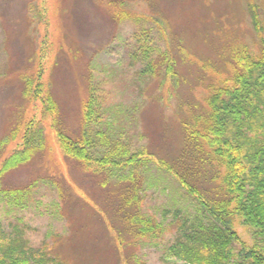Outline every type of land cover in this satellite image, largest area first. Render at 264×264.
<instances>
[{"label": "rangeland", "instance_id": "rangeland-1", "mask_svg": "<svg viewBox=\"0 0 264 264\" xmlns=\"http://www.w3.org/2000/svg\"><path fill=\"white\" fill-rule=\"evenodd\" d=\"M263 38L264 0H0V142L20 126L0 147V163L26 122L44 127L42 148L2 178L3 188L26 196L16 204L0 192V256L21 235L33 255L54 258L50 264H185L171 246L185 240L182 220L196 217L197 201L155 163L176 162L186 127L200 128L212 91L232 86L236 49L259 56ZM40 69L58 102L57 126L89 139L93 159L110 148L100 134L152 157L136 168L135 182L65 153L53 118L23 93L24 76ZM134 193L139 204L127 203ZM137 209L163 224L157 235H138L128 221ZM234 211L235 230L253 246Z\"/></svg>", "mask_w": 264, "mask_h": 264}, {"label": "trees", "instance_id": "trees-1", "mask_svg": "<svg viewBox=\"0 0 264 264\" xmlns=\"http://www.w3.org/2000/svg\"><path fill=\"white\" fill-rule=\"evenodd\" d=\"M252 18L254 27L260 31L254 11ZM232 64V86L222 85L212 91L200 128L190 130L186 127L184 146L176 162H154L174 174L197 201L196 217L182 220L185 240H181L178 248L171 246V251L176 250L185 264H264V38L259 56L237 48ZM150 69L154 71L153 67ZM167 72L177 78L171 63ZM43 78L42 69L36 76L25 75L23 93L35 106H42V113L53 118L52 126L57 127V137L65 153L80 161L94 160L104 170L120 169L123 174L116 177L135 182L136 168L152 162V157L145 150L133 152L121 140L114 141L99 133L102 143L110 148L101 158L93 159L89 139L76 140L57 126L58 102ZM87 102L86 119L90 121L95 96L92 94ZM19 134L20 126H17L0 142L1 149ZM43 142L44 127L40 126V120L32 118L25 124L19 145L0 163V192L10 195L16 204L25 200V190L3 188L2 178L31 160ZM132 197L125 198L127 203L137 201L139 204L137 193ZM234 205L241 213L243 223L252 231L253 246H248L235 230ZM138 209L128 219L133 227H138V235H157L163 224L142 216ZM18 236L4 248L0 264H50L55 261L47 252L33 255L27 240Z\"/></svg>", "mask_w": 264, "mask_h": 264}]
</instances>
